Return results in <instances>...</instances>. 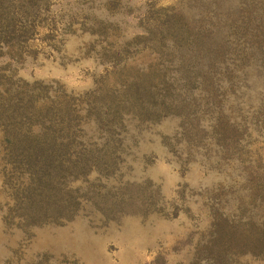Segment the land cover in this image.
Wrapping results in <instances>:
<instances>
[{"label": "rangeland", "instance_id": "rangeland-1", "mask_svg": "<svg viewBox=\"0 0 264 264\" xmlns=\"http://www.w3.org/2000/svg\"><path fill=\"white\" fill-rule=\"evenodd\" d=\"M246 2L264 11V0H0V264H205L209 209L220 221L244 216L237 210H244V159L264 149V67L242 39L229 33L224 65L213 69L209 86L187 96L190 105L182 109L172 93L177 113L190 109L192 118H124L112 133L116 170L93 168L61 185L74 197L69 220H37L15 200L29 174L8 153L6 115L32 96L29 125L14 132L33 137L44 98L48 107L60 88L79 146L103 154L104 137L84 112L88 95L117 92L129 77L147 83L160 65L175 70L162 63L168 54L150 51L161 38L150 42L145 33H158L168 14L195 31L205 16L235 17ZM110 57L118 59L115 69ZM214 128L227 151L214 144ZM228 261L261 264L241 254Z\"/></svg>", "mask_w": 264, "mask_h": 264}, {"label": "trees", "instance_id": "trees-1", "mask_svg": "<svg viewBox=\"0 0 264 264\" xmlns=\"http://www.w3.org/2000/svg\"><path fill=\"white\" fill-rule=\"evenodd\" d=\"M176 21L173 15H164L158 23V33H145V39L150 42L152 38H161L157 42H151L150 51L168 54L169 60L162 58V63L168 66L175 64L174 71L160 65L159 71L152 74L153 78L147 83L137 77H129L123 83L120 82V90L117 92L96 89L88 95L84 112L93 114V129L98 138L104 137L106 146L108 144L107 148H102L104 150L99 149L104 151L103 154L98 150L79 146L74 133V114L70 112L67 101L59 99L58 96L64 93L60 88L57 90L60 94L54 93L57 97L48 102V107L44 98V105L39 108L36 117L41 128L35 136L24 133L23 138H20L14 132L18 127L29 125L27 106L32 104V96H28L25 101L20 100L24 105L22 109L13 108L14 113L6 115V127L9 126V132L12 131L5 139L8 153L14 163L29 174L25 177L24 187L16 190L14 197L18 204L26 208L27 214L35 213L37 220L42 221L49 217H54V220H69L74 214V197L71 192L61 191V185L70 175L85 176L84 173L93 168L99 173L108 174L116 170L112 133L125 117L136 115L140 123L147 124L151 120L155 122L171 116L188 120L192 118L195 114L190 109L177 113L175 108L178 103L174 101L172 93H179V103L183 104V109L190 105L192 91L197 87L203 89L205 85L209 86L213 69L224 65V60L220 59L221 47L230 44V32L233 37L243 40L251 55L258 54L259 62L264 67L263 10L256 11L254 6L246 2L235 17L230 13L216 18L205 16L199 20L195 31ZM216 22L217 25H214ZM171 30L172 34L166 39V32ZM139 39L136 36L132 38L135 47L141 45ZM115 56H119V53ZM107 60L114 69L118 66L117 58L110 57ZM172 72L174 79L169 81L168 73ZM174 81L177 83L176 87L173 86ZM154 82H157L156 85ZM122 130L120 128L119 132L123 133ZM186 131L185 126H182L181 132L187 136ZM219 136L221 133L214 128V144L225 152L229 147L220 143ZM237 210L240 214L244 213V216L239 215L236 221H229L227 216L220 221L214 213L215 210L209 209L212 214V217L209 214L210 234L208 244L202 248L201 258L205 260V264H231L228 261L230 256L238 254L264 264V149L261 156H247L244 159V210L239 206Z\"/></svg>", "mask_w": 264, "mask_h": 264}]
</instances>
